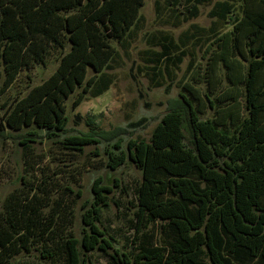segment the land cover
<instances>
[{"label":"trees","instance_id":"trees-1","mask_svg":"<svg viewBox=\"0 0 264 264\" xmlns=\"http://www.w3.org/2000/svg\"><path fill=\"white\" fill-rule=\"evenodd\" d=\"M144 4L145 0H0V98L22 72L45 67L55 54L60 56L47 80L5 106L0 135L33 127L45 130L50 139L64 134L66 100L81 89L73 102L77 108L87 95L97 98L108 91L109 81L102 74L116 56L111 42L126 41ZM233 6L223 4L218 13L224 23L230 17L233 25L219 36L218 59L231 86L224 92L230 100L226 108L217 109L224 101L213 96L211 87L203 96L192 88L190 78L196 71L191 64L190 81L149 141L130 139L124 148L120 136L126 132L118 129L61 142L78 155L88 146L107 142L108 169L117 171L130 160L141 171L134 244L155 223L161 244L140 241L132 253L115 247L101 215L109 206V195L119 187L117 179L112 184L99 178L93 184V200L80 208L79 239L74 226L81 190L56 189L54 179L29 185L22 178L23 188L12 192L0 211V264H13L21 256L37 264H93L89 255L94 252L110 264H264V0H243L240 17ZM242 42L249 58L240 52ZM159 46L157 64H182L185 46L170 37ZM238 56L247 60L246 69ZM90 69L94 75L88 77ZM240 86L243 116L237 94L232 95ZM202 103L222 113L220 119L202 118ZM146 122L142 119L132 128ZM34 137V132L23 136L25 152H31Z\"/></svg>","mask_w":264,"mask_h":264},{"label":"rangeland","instance_id":"rangeland-1","mask_svg":"<svg viewBox=\"0 0 264 264\" xmlns=\"http://www.w3.org/2000/svg\"><path fill=\"white\" fill-rule=\"evenodd\" d=\"M243 0H145L141 9V18L130 36L124 42L112 41L116 56L104 70L102 77L109 81L108 91L100 97L87 95L85 101L77 108L73 102L81 89H78L66 100L68 125L66 132L55 138H48L45 130L25 128L19 132L6 131L0 135V211L6 198L23 187L22 178L29 185H36L43 180L54 179L56 189L69 186L75 191L81 190L82 199L75 207L74 233L82 238L81 205L93 200L92 187L95 181L102 178L113 184L117 179L118 188L109 195V206L102 209V227L106 228L115 241V247L122 252L132 253L140 241L160 245L159 223L143 230L136 241L135 213L137 211V192L142 180V173L128 160L117 171L107 168L105 149L109 143L102 142L97 146H88L83 155L72 150H65L61 144L66 138L95 132H113L121 129L125 134L124 148L130 139L149 141L155 127L161 122L174 101L179 99L181 87L189 79V68L194 64L195 77L190 81L192 88L201 96L206 90L214 93L217 99L223 98L226 108L229 99L224 92L231 89L225 79L226 72L218 59L221 50L219 36L232 30L229 19L224 23L218 16L221 5L234 4L232 10L237 16L242 14ZM252 2L250 6L255 7ZM164 37L172 38L178 45L186 47V55L178 68L169 63L157 64L156 59L161 51L159 44ZM240 52L248 57L249 53L240 44ZM59 55L55 54L47 66H37L21 73L10 91L0 98V119L5 106L14 99L24 97L33 87L47 80L59 65ZM241 67L246 69L247 60L237 57ZM249 58V57H248ZM247 58V59H248ZM246 60V61H245ZM244 73V70H242ZM210 74V75H207ZM94 75L90 69L88 77ZM194 79L195 82H192ZM237 94V107L245 115L244 88L240 86L232 95ZM149 105V107H147ZM202 118L220 119L222 113L208 109L202 103ZM236 107V109H237ZM228 111V110H227ZM146 119L140 128L132 124ZM34 132L33 143H29L31 152L24 151L21 145L23 136ZM97 151V155L95 152ZM152 238V239H151ZM90 258L93 264H110L104 255L94 252ZM13 264H37L29 256H21Z\"/></svg>","mask_w":264,"mask_h":264}]
</instances>
